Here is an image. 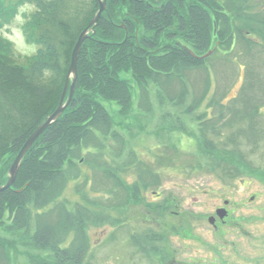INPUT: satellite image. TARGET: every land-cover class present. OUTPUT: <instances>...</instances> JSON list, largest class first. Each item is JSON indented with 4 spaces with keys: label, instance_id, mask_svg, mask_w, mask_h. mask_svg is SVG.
I'll return each instance as SVG.
<instances>
[{
    "label": "rangeland",
    "instance_id": "1",
    "mask_svg": "<svg viewBox=\"0 0 264 264\" xmlns=\"http://www.w3.org/2000/svg\"><path fill=\"white\" fill-rule=\"evenodd\" d=\"M230 1L237 33L231 45L210 54L209 92L202 103L188 112L191 95L177 105L158 97L152 85L151 109L143 112L135 81L130 73H122L131 93L130 107L124 111L115 102L99 99L119 138L101 137L102 148L83 149L84 158L66 168L59 197L37 211L28 207V232L9 230L11 220L5 214L0 235L13 245L8 250L10 264L53 259L50 249L34 248L29 237L36 228V214L51 213L53 221L63 205L71 214H86L81 229L59 226L56 231L61 248L83 246L80 264H264V141L247 143L239 132L234 137L239 126L248 123L245 119L229 128L223 124L229 118L228 104L248 81L247 72L253 69L257 78L264 75V0ZM0 3L13 12L7 17L5 8L0 11V37L12 45V57L25 64L37 50L24 34L36 8L26 1L14 7L15 0ZM197 73H189L188 79L199 91L204 79ZM212 98L225 107L212 103ZM260 112L264 131V106ZM146 168L153 174H143L141 181L139 171ZM143 178L148 185L140 187L136 202L124 208L129 198L125 189L141 186ZM155 202L164 206L163 212L152 207ZM218 207L230 214L224 226L214 229L207 218H216ZM160 224L172 231L163 234L159 244L149 238L143 243L146 234L159 232ZM187 225L190 231L181 230ZM132 233L140 237L145 252L133 242Z\"/></svg>",
    "mask_w": 264,
    "mask_h": 264
},
{
    "label": "trees",
    "instance_id": "2",
    "mask_svg": "<svg viewBox=\"0 0 264 264\" xmlns=\"http://www.w3.org/2000/svg\"><path fill=\"white\" fill-rule=\"evenodd\" d=\"M24 1L36 8L24 26V34L37 50L27 63L20 64L12 57V45L0 38V185L6 181L9 163L24 142L56 108L71 51L98 9L97 0H15L13 7ZM231 3L230 0H106V10L94 27L95 33L89 34L80 50L68 107L27 151L13 185L0 193V225L8 214L9 230L28 232V207L37 211L59 197L67 181L66 168L84 158L83 149L102 148L101 137L119 138L112 133V119L99 99L115 102L124 111L130 107L131 93L122 73H130L135 81L138 106L143 112H150L152 85L158 88V97L177 105L191 95L188 112L198 107L209 92L210 54L231 45L237 33ZM4 8L0 3V11L4 9V15L10 17L12 8ZM251 70L239 97L228 104L229 118L223 123L229 128L240 118L247 120L234 135L237 138L239 132L247 143L264 141L260 121L264 75L257 78ZM193 72L204 79L199 91L192 88L194 85L188 79ZM212 99L217 104L218 99ZM218 102L219 107H225ZM3 158L5 162L1 164ZM149 172L152 173L148 168L142 171L140 180ZM146 185L144 179L141 186L127 187L125 193L134 196ZM51 216V213L36 214V228L29 241L34 248L50 249L53 259L33 264H80L83 246L77 247L76 243L71 248H61L63 243L56 231L59 226L77 230L79 225L81 229L85 212L78 210L71 214L63 205L57 209L55 220ZM148 238L156 240L153 236ZM12 246L11 241L0 235V264H10L8 250Z\"/></svg>",
    "mask_w": 264,
    "mask_h": 264
},
{
    "label": "water",
    "instance_id": "3",
    "mask_svg": "<svg viewBox=\"0 0 264 264\" xmlns=\"http://www.w3.org/2000/svg\"><path fill=\"white\" fill-rule=\"evenodd\" d=\"M98 3V9L94 16L89 21L88 25L80 32L74 47L71 51L70 55V64L67 70V74L65 77L64 86L59 98V102L56 106V108L47 116V118L41 122L35 130L30 134V136L27 138V140L24 142L22 147L20 148L19 152L17 153L15 159L11 163L8 172H7V179L6 182L3 185H0V193L5 191L6 189L10 188L17 176L18 170L20 168L21 162L27 153V151L30 149V147L33 145V143L41 136V134L54 122L58 119V117L63 113V111L68 107L71 98L73 96L75 81L77 77V60L80 53V50L82 48V45L86 39L90 37V33L94 34V26L97 25L98 20L102 14V12L106 9V0H97ZM68 91V93H67ZM67 94V96H66ZM66 97V98H65ZM5 159L1 161V163H4ZM224 209H218L216 211L217 216L219 218H223L225 215ZM209 222L213 223V218H209Z\"/></svg>",
    "mask_w": 264,
    "mask_h": 264
},
{
    "label": "flooded vegetation",
    "instance_id": "4",
    "mask_svg": "<svg viewBox=\"0 0 264 264\" xmlns=\"http://www.w3.org/2000/svg\"><path fill=\"white\" fill-rule=\"evenodd\" d=\"M137 196V195H136ZM155 204L156 205H154L153 204V208L155 209H157V211H160V212H163V210H164V206L163 205H161L160 203H156L155 202ZM228 205V204H227ZM176 207V206H175ZM218 208H221V207H218ZM218 208H216V209H218ZM215 209V210H216ZM225 210L227 211L226 213H225V215H224V217L226 216H228L229 214H230V212L228 211V209L227 208H225ZM159 214V213H158ZM171 215H172V213H171ZM170 217V216H169ZM172 217V216H171ZM161 219H162V217H160ZM225 219L222 221V220H218V223H217V221L215 220V222H213V224H212V227L214 228V229H220L221 228V226L223 225H225ZM160 225H162L161 227H159V232H157V235H158V237H157V239L156 240H162L161 239V237L163 236V234H166V232L168 231V233H170L172 230H171V227H167V225L166 224H160ZM188 226V225H187ZM189 228H190V226H188V229H186V232H188V231H190L189 230ZM164 229H166V232H164ZM162 258V257H161ZM172 258H174L173 256H172ZM167 259H168V257H167ZM162 261H166V258L165 257H163V259H162ZM172 262H174L173 260H172ZM172 264V263H171Z\"/></svg>",
    "mask_w": 264,
    "mask_h": 264
}]
</instances>
